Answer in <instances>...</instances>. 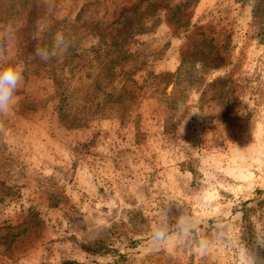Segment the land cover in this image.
Listing matches in <instances>:
<instances>
[{
    "label": "rangeland",
    "instance_id": "374dc122",
    "mask_svg": "<svg viewBox=\"0 0 264 264\" xmlns=\"http://www.w3.org/2000/svg\"><path fill=\"white\" fill-rule=\"evenodd\" d=\"M41 1L15 36L24 6L0 0V67L25 66L0 124V264H264V0ZM57 33L72 46L45 63ZM109 41L129 57L100 115L86 65Z\"/></svg>",
    "mask_w": 264,
    "mask_h": 264
},
{
    "label": "trees",
    "instance_id": "16d2710c",
    "mask_svg": "<svg viewBox=\"0 0 264 264\" xmlns=\"http://www.w3.org/2000/svg\"><path fill=\"white\" fill-rule=\"evenodd\" d=\"M21 2H22V5L24 6L23 7L24 17L22 21L24 20L25 25L24 27L22 28L18 27L15 30L14 32L15 36H18L21 31L24 32L25 34L32 31L34 20H39L40 17L43 15L44 5L41 0H35V2H32L31 0H21ZM58 23H61V22H58ZM20 37H22V34L20 35ZM122 48L123 47L121 46L120 43H117L114 41H109L107 43H101L96 48L91 50L92 55L86 65L89 69H95L96 71V73L90 78V84H88L87 86V89H90V90L86 92V102L89 101V99L92 97V94H93V99H95V98H98L96 94L100 93V95L102 96V103L101 104L96 103L93 106V108L97 109L96 111L100 115H102L103 113L107 111H112L114 105L120 107V104H117V103H121L123 101V99H121L122 94L121 93L116 94L115 89L111 87L113 79L117 75L116 70L120 68L122 63L126 61V58L129 57V53L123 52ZM89 76L90 75L86 73V78H88ZM126 80H125L126 82H130L133 84L132 79L127 78ZM108 88L109 90L106 91V89ZM62 99L63 100L61 102L64 101L63 97ZM115 108L114 110L116 111L119 110L118 107H115ZM56 110L59 111L60 108L58 107L56 108ZM119 116H121L120 113H119ZM73 122H78V121H73ZM73 122L70 121L71 124H73ZM256 193L258 195L257 202L259 204L264 203V190L256 191ZM242 223L244 224L243 229L244 230L246 229L247 231L248 228H246V226L249 225V223L245 219L244 211H242Z\"/></svg>",
    "mask_w": 264,
    "mask_h": 264
},
{
    "label": "clouds",
    "instance_id": "9594fccd",
    "mask_svg": "<svg viewBox=\"0 0 264 264\" xmlns=\"http://www.w3.org/2000/svg\"><path fill=\"white\" fill-rule=\"evenodd\" d=\"M6 31L9 35H13V28L8 25ZM71 42L67 40L63 33H57L54 38L52 47L44 46L38 47L35 56L45 63L50 62L54 58L66 55L71 48ZM25 66L23 61L14 63L5 62L4 66L0 67V124L7 118L8 114L12 111L16 101V93L23 82V73ZM166 215V214H165ZM180 230L182 233H191L194 229L190 226V221H185L182 218L178 220ZM171 233L166 226H159L151 234V239L154 246H168L171 244ZM222 238V237H221ZM211 244L208 238L201 239L196 247L206 252ZM259 258L257 255H249L248 250H245L244 264H258Z\"/></svg>",
    "mask_w": 264,
    "mask_h": 264
}]
</instances>
